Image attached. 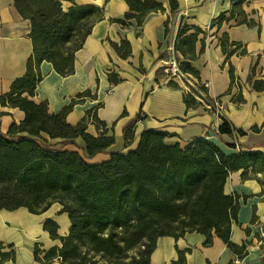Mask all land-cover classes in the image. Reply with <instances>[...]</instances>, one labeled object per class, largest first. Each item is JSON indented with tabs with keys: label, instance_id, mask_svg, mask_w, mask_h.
<instances>
[{
	"label": "trees",
	"instance_id": "1",
	"mask_svg": "<svg viewBox=\"0 0 264 264\" xmlns=\"http://www.w3.org/2000/svg\"><path fill=\"white\" fill-rule=\"evenodd\" d=\"M18 13L29 20V37L32 52L28 56L25 72L15 78L8 92L0 95V105L16 107L23 111L19 124H11L6 132L0 130V209L13 210L24 206L31 213H41L53 202L62 205L70 221L64 236L56 233L57 223L45 219L42 228L60 245L42 249L33 247L36 261L47 264L58 260L63 264H150V254L160 236H182L197 232L205 236L204 245H210L213 233L219 237L238 258L249 244L238 245L230 240L231 224L236 219V196L223 192L224 183L232 171H240L242 179L256 178L264 185L259 173L264 175V152L260 150L238 151L225 154L214 143L199 137L184 147L167 145V133L144 128L137 146L127 153L111 152L110 159L100 164H89L77 151L64 150L80 137L87 155L103 152L114 139L106 135L103 122L91 119L101 128L99 135L85 132L86 115L74 126L66 123L65 116L76 98L89 95L79 92L58 113H49L45 102L30 99L36 84L42 79L39 65L49 61L61 75L74 71V52L82 46L93 24L102 18V8L95 4H71L66 10L61 0H13ZM128 11L123 18L111 19L126 26L134 18L138 25L151 11L164 10L156 0H125ZM232 6L212 19L210 28L223 21L254 25L247 20L242 4L247 0H231ZM170 11L177 8L175 0H169ZM165 33L168 31L165 22ZM206 31L187 24H180L175 35L173 49L186 59H194L195 42ZM225 60L232 53L246 52L240 42L228 41L226 33L219 39ZM199 52L203 51L201 40ZM228 46H233L227 50ZM113 47L126 58L130 54L127 40ZM255 65L251 73L255 72ZM184 73L198 77L189 61L178 63ZM230 84H237L233 96L239 104L244 101L241 86L229 69ZM111 83H117V74L108 73ZM167 84L177 87L175 81ZM255 90H264V79L251 81ZM204 95L197 98L196 90L186 91L183 102L186 107H213L214 98ZM218 99V98H216ZM219 100V99H218ZM3 112L0 111V115ZM136 119L123 130L124 146L133 138ZM218 134L234 132L226 119L217 129ZM242 133L241 131H239ZM49 139H59L51 143ZM0 263L14 259V252H1ZM171 264H185L184 253Z\"/></svg>",
	"mask_w": 264,
	"mask_h": 264
},
{
	"label": "crops",
	"instance_id": "2",
	"mask_svg": "<svg viewBox=\"0 0 264 264\" xmlns=\"http://www.w3.org/2000/svg\"><path fill=\"white\" fill-rule=\"evenodd\" d=\"M66 10L71 4H95L102 8V18L91 27L82 46L74 52V71L69 75L56 72L49 61L39 65L42 79L36 84L35 94L30 97L35 103L45 102L49 113H58L79 92L89 95L76 98L65 116L66 123L76 125L88 111L85 132L99 135L101 128L91 119L103 122L106 135L113 134V143L103 152L89 156L84 141L78 137L74 144L64 150L77 151L89 164H100L110 159L111 152L127 153L134 149L144 128L164 131V143L186 146L196 138L204 137L218 146L225 154L238 151L260 150L264 152V90H255L251 81L264 79V0H247L242 9L247 20L254 25L223 21L210 28L212 19L232 6L231 0H175L177 8L170 11L169 0H156L162 11L147 13L141 24L134 18L126 26L111 19H121L129 7L125 0H61ZM168 31L165 33V22ZM180 24L194 25L206 31L195 42L194 59L184 58L174 51L173 43ZM30 22L23 18L13 0H0V95L10 89L11 82L25 72L26 60L32 52L29 37ZM226 33L228 41L240 42L246 52L232 53L225 60L219 39ZM127 40L130 54L123 58L113 47ZM201 40L203 51L199 52ZM233 46H228L231 50ZM170 60L189 61L198 72V77L185 73L198 83H205L207 96L218 98L220 114L205 110L202 106L186 107L183 95L184 82L173 80L178 85L167 84L163 69ZM255 65L254 74L251 73ZM179 67V66H178ZM241 86L244 99L237 104V84H230L229 69ZM180 69V68H179ZM117 74L119 81L111 83L108 73ZM184 73V72H183ZM0 130L6 132L11 124H19L24 118L22 110L1 106ZM136 119L133 138L125 147L124 128ZM226 119L234 128L231 134H218L217 129ZM241 131L242 133H240ZM59 139H49L54 143ZM263 180L264 175L258 174ZM223 192L236 196L238 209L231 224L230 240L235 244L248 241L245 254L238 258L226 244L213 233L210 245H204L205 236L186 232L177 238L160 236L150 254V264H171L184 253L185 264H264V185L256 178L242 179L240 171H232L227 177ZM62 205L53 202L41 213H31L24 206L13 210L0 209L1 252H14V259L0 264H44L36 261L33 247L42 249L60 245L42 228L49 218L58 225L59 236L67 234L70 221ZM47 264H63L54 260Z\"/></svg>",
	"mask_w": 264,
	"mask_h": 264
},
{
	"label": "built area",
	"instance_id": "3",
	"mask_svg": "<svg viewBox=\"0 0 264 264\" xmlns=\"http://www.w3.org/2000/svg\"><path fill=\"white\" fill-rule=\"evenodd\" d=\"M164 76L167 81L180 79L184 82L186 91H191V89L196 90L197 98L202 101V96L204 95L203 91L199 88L200 85L206 87L205 83H198L191 79V77L186 76L183 73L176 62V60H170L169 64L163 69ZM204 106L207 108V111L220 114L221 103L218 99L214 98L213 107L203 102Z\"/></svg>",
	"mask_w": 264,
	"mask_h": 264
}]
</instances>
